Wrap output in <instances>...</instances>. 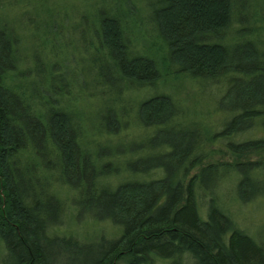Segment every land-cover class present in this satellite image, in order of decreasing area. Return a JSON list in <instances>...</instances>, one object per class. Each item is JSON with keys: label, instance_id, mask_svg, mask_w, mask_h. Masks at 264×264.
<instances>
[{"label": "trees", "instance_id": "obj_1", "mask_svg": "<svg viewBox=\"0 0 264 264\" xmlns=\"http://www.w3.org/2000/svg\"><path fill=\"white\" fill-rule=\"evenodd\" d=\"M90 1L96 10L79 12L82 36L93 26V39L85 38L93 50L89 74L96 69L94 105L104 108L98 117L70 111L67 72L60 62L41 61L39 49L51 44L48 27L60 15L36 0H0L1 264H264V247L234 225L213 194L233 171L242 198L258 186L255 171L264 167L258 157L264 152V0ZM28 6L42 24L32 37L44 45L33 52L24 50L28 36L11 16L29 15ZM144 9L155 35L139 55L125 36L133 11ZM25 57L30 67L21 62ZM161 68L192 80L199 94L214 85L211 103L193 106L192 122L184 116L177 122L184 110L156 92L134 115L148 136L131 143L117 138L120 95L153 85ZM79 118L104 125L109 137L91 133L82 143ZM250 129L262 136L241 139ZM217 143L233 163L206 162L212 153L206 145ZM117 144L131 145L128 160ZM56 180L82 214L117 229L115 237L89 244L61 233Z\"/></svg>", "mask_w": 264, "mask_h": 264}, {"label": "rangeland", "instance_id": "obj_2", "mask_svg": "<svg viewBox=\"0 0 264 264\" xmlns=\"http://www.w3.org/2000/svg\"><path fill=\"white\" fill-rule=\"evenodd\" d=\"M35 3H41L44 7H49L53 10L54 14L60 15L61 17V19L52 21L51 26L48 27L46 36L50 38L51 44L44 49L41 48L42 50L39 49L41 61L45 65H49L50 61L51 64L56 61L60 62V66L62 67L59 70H61V72L65 70L67 72L63 84L65 91L69 92V95L66 97L70 98V102H67L68 105H70V111L75 110L79 113L81 109H83L84 114L88 117L100 116L103 114L104 108L94 105V100L97 97L94 89L97 87V82L94 80L95 73L93 72H95L96 69L93 70L92 74H89V72L92 71L90 62L93 50L89 45L91 42H87L85 38L93 39L91 35L93 26L88 28L87 32H84L85 37L82 36V25L80 23L81 17L79 12L88 9L94 11L96 10L95 6L90 0H36ZM31 6H28L29 15H21L20 12L15 11L11 13V16L14 17V24L19 27L20 31H23L24 34L28 36L24 39V50L27 51L30 49L33 52L37 47H42L44 44L40 42V44L38 43L37 45L35 38L32 37L34 33H37L38 30L42 28V24L40 20L35 17V12H32L33 8ZM136 6L139 7L141 5L137 3ZM133 12L135 14L133 21H127L128 34L125 36V42L133 53L140 55L143 54V50L154 41L155 29L146 15L145 9L141 13L137 11ZM27 18H31V22L28 21L29 23L25 26ZM89 23L91 24V22ZM24 26L25 28L22 30L21 28ZM55 33L61 37L59 39L53 38ZM261 36H264V31L261 32ZM53 46L55 50L51 52ZM31 53L28 51L30 57ZM26 60L27 57H25L24 60L21 59V62L26 63L30 67L31 61ZM40 65L43 64L40 63ZM166 73L168 74V71H165V68H161L160 78L153 85L131 86L130 89H127L126 93L124 92L120 95L122 99L117 104L122 108L120 115L123 116H121L120 119L123 121V124L120 126L118 133H116L118 134L117 138L120 137L123 141H130L131 143L134 140L137 141L143 138V136H148V132L142 127L139 128L140 126H138L136 120H134V115L138 103L156 92L169 95L174 102L179 104L181 109L184 110L183 112L181 111L180 116L175 119L177 122H179L181 116H184L183 120L187 121L188 117L190 120L189 123L192 122L193 106H197L198 102L211 103L209 99L212 94L211 92L214 90V85L207 87L199 94L192 80L181 75H178L179 77H173ZM76 121L78 123L82 143H87L91 133L100 136L102 141L106 139L105 137H109V135H105V132L108 131L104 129V125H100L98 129L90 126L80 118ZM183 123L185 124V122ZM187 129L191 131V129L193 130V126L186 127L185 130ZM252 130L254 129H250L245 135H240L241 139L246 136H250L252 139H258L262 136L261 133L254 134ZM99 131H101V134ZM116 140V138L110 140L109 143L114 144ZM117 145L115 150L128 160V152L131 149V145ZM206 147L207 150H212L206 162L220 161L222 163H233L236 159L230 153H226V148L221 143H217V145H206ZM218 147H222L219 149L221 151L220 154L213 152V150H217ZM115 157L118 160L121 159L118 155H115ZM258 157L264 158V152H261ZM226 174L227 173H225V175ZM254 179L258 181V186L255 185L256 187L254 186V188L247 189L242 198H239L235 191L238 176H236L233 171H229V175L223 178V181H221L214 190L213 194L216 198L218 207L231 219L234 225L249 235L257 244L264 247V167L255 171ZM115 181L116 179L112 180V185L115 184ZM53 185L63 205L62 218L59 222V230L61 233L72 234L78 238L79 241L81 240L82 243L86 242L89 244H92L90 242L97 241L101 236L107 238L115 237L117 229H114L109 223L94 221L79 211V207L74 204L71 199L73 195L65 189L61 182L56 180ZM202 218H205V216L202 215ZM2 254L3 248L0 244V264ZM57 264H66V260L61 259ZM156 264L168 263L159 262ZM185 264H192V262L191 260H186Z\"/></svg>", "mask_w": 264, "mask_h": 264}]
</instances>
